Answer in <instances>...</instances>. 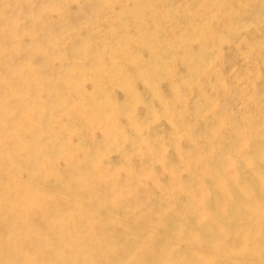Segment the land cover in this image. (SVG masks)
I'll return each instance as SVG.
<instances>
[{"label": "bare ground", "instance_id": "obj_1", "mask_svg": "<svg viewBox=\"0 0 264 264\" xmlns=\"http://www.w3.org/2000/svg\"><path fill=\"white\" fill-rule=\"evenodd\" d=\"M0 264H264V0H0Z\"/></svg>", "mask_w": 264, "mask_h": 264}, {"label": "rangeland", "instance_id": "obj_2", "mask_svg": "<svg viewBox=\"0 0 264 264\" xmlns=\"http://www.w3.org/2000/svg\"><path fill=\"white\" fill-rule=\"evenodd\" d=\"M227 54H228V53H227ZM230 55H231V54H230ZM227 56H228V55H227ZM235 61H238V58H235ZM140 107H141V106L138 105L137 108H138L139 113L141 114V112H142V107H141V109H140Z\"/></svg>", "mask_w": 264, "mask_h": 264}]
</instances>
